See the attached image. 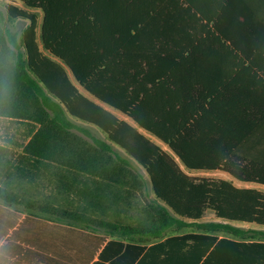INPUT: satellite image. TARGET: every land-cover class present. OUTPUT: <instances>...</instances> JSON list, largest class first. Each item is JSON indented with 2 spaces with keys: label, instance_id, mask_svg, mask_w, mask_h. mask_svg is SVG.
Returning <instances> with one entry per match:
<instances>
[{
  "label": "trees",
  "instance_id": "16d2710c",
  "mask_svg": "<svg viewBox=\"0 0 264 264\" xmlns=\"http://www.w3.org/2000/svg\"><path fill=\"white\" fill-rule=\"evenodd\" d=\"M15 1L43 12L40 25L35 12L0 6V45L9 59L7 68L0 62V117L30 122L21 162L40 164L61 193L91 198L92 209L131 206L141 194L148 205L108 220L81 203L17 207L22 198L2 188L0 203L131 239L139 244L133 263L142 244L188 228L197 230L162 247L181 241L203 257L217 241L209 234L224 233L239 241L219 243L264 251V191L186 172L220 171L264 186V16L230 26L224 0ZM8 19L29 26L20 34ZM56 165L61 170L49 172ZM207 211L216 220L204 221Z\"/></svg>",
  "mask_w": 264,
  "mask_h": 264
},
{
  "label": "crops",
  "instance_id": "0c3cea01",
  "mask_svg": "<svg viewBox=\"0 0 264 264\" xmlns=\"http://www.w3.org/2000/svg\"><path fill=\"white\" fill-rule=\"evenodd\" d=\"M221 3L224 10V13L221 14L229 18L230 26L239 27L242 20L248 17L264 16V0H224ZM223 10L221 9V11ZM111 111L121 120L134 124L119 111ZM150 138L155 142L157 140L151 136ZM29 140L25 139L23 144L26 145ZM156 143L164 149L167 148L161 142ZM4 147L5 145L2 146V148ZM23 149L24 147H22L21 154ZM57 157L64 158L65 155ZM33 159H39V157ZM23 169L26 172L22 171V176L28 179L24 183L33 182L31 183L33 187L22 191L23 203L16 205L22 208L25 203L37 201L35 200L38 197L36 193L37 191L40 193V191L34 186L40 188L42 178L46 179L48 184L56 178L52 174L48 176L49 173L45 169H42L44 173H41L40 164L34 166L31 163L23 164L22 162ZM60 170L58 165L49 168V172L57 173ZM56 189L58 190L57 187ZM67 192L64 190L62 194L69 195ZM82 200L81 204L84 209H88L90 216L94 217L93 214L99 212V216L102 218L97 219L112 220L117 217H125L116 211L117 203H114V207L109 209V211L113 210L111 215H102L101 211L106 207H101L96 211L90 206L91 198L83 196ZM188 229L142 244L145 250L133 263L134 257L138 253V249L133 245L139 244L131 239L54 222L16 211L14 207L0 203V264H137L144 254L147 256L145 264H264L262 258L264 251L257 253L252 250L233 248L230 243H219L223 239L239 241L230 234L210 233L209 235L215 236L217 241L203 257H199L201 255L199 249H182L181 241L175 242L167 250L162 247L171 236L196 232V230L189 231Z\"/></svg>",
  "mask_w": 264,
  "mask_h": 264
},
{
  "label": "rangeland",
  "instance_id": "374dc122",
  "mask_svg": "<svg viewBox=\"0 0 264 264\" xmlns=\"http://www.w3.org/2000/svg\"><path fill=\"white\" fill-rule=\"evenodd\" d=\"M8 4H14L19 6L22 9H26L31 12H35L37 16L39 17V24L41 25L42 19H43V12L41 10H31L27 9L25 5H23L20 2H17L15 0H0V6L5 7ZM8 25L11 29L14 31L19 32L22 34V32L29 26V22L25 19H18L14 21H10L8 19ZM8 56H7V50L4 46L0 45V62L4 68H7L8 66ZM17 106L19 108H22V90L17 91ZM28 108H39V106L36 103L29 102ZM123 118L122 116H120ZM30 124L29 121H22V119H9L0 117V148L5 145L4 147V154L3 157L0 158V188L2 190H5L9 194H13L15 196H19V198H22V191H27L30 189V187H33L31 183H24L26 180L23 178L24 176H21V174L17 173L15 168L17 166H22L21 157L19 154L22 152V144L25 141V130L26 126ZM156 142L160 143L158 140ZM167 150V148H166ZM171 155L175 157L172 153ZM189 175L197 178V179H203V178H215V179H227L233 181L237 186L240 187H254L261 189L264 191V186H259L256 184H246V183H240L237 180H235L231 175L227 173H223L220 171H186ZM8 173V174H7ZM42 185L40 188L39 186L36 187L40 193L37 191L38 197L35 198V202H46V203H52L56 206H59L61 208H76L79 203L83 202L82 198L83 195H79L77 192H67L69 195H64L60 193L56 187L55 183L48 184V181L44 178H42ZM23 182V183H22ZM41 195V196H39ZM147 198L143 194L141 196H136L131 202V206L129 204H123L118 203L116 205L117 212L121 213V216H124L126 213L133 214L137 216L138 214L143 213V208L148 205ZM97 211V210H96ZM102 215H111L113 210H110L106 213L101 211ZM127 214V215H128ZM94 217L102 218L99 216V212L97 211L95 214H93ZM124 218V217H123ZM204 221H214L216 220V216L213 212L207 211L205 217L203 218ZM189 231L197 230V228H189Z\"/></svg>",
  "mask_w": 264,
  "mask_h": 264
},
{
  "label": "bare ground",
  "instance_id": "6f19581e",
  "mask_svg": "<svg viewBox=\"0 0 264 264\" xmlns=\"http://www.w3.org/2000/svg\"><path fill=\"white\" fill-rule=\"evenodd\" d=\"M188 246H189V245H188ZM188 246H187V247H188ZM185 247H186V246H185ZM182 249H183V248H182ZM185 250H186V249H185Z\"/></svg>",
  "mask_w": 264,
  "mask_h": 264
}]
</instances>
